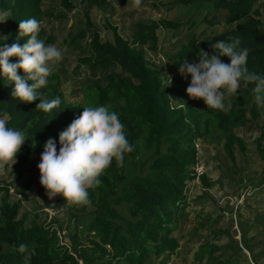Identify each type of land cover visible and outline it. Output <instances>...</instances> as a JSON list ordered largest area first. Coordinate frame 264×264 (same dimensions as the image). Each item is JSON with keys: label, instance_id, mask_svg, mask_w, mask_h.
I'll return each mask as SVG.
<instances>
[{"label": "trees", "instance_id": "1", "mask_svg": "<svg viewBox=\"0 0 264 264\" xmlns=\"http://www.w3.org/2000/svg\"><path fill=\"white\" fill-rule=\"evenodd\" d=\"M80 1L98 7L107 4V0ZM258 1L210 0L206 7L212 14L209 18L204 15L200 22L213 26L219 22L216 14L221 12L229 27L199 42L192 33L170 54L169 66L175 75L170 84L147 59L143 48L156 47L158 28L176 25L163 20L135 22L128 39L112 26H108L112 37L105 41L93 30L87 56L81 61L98 77L83 88L82 101H68L52 72L41 91L44 99H61L54 114L36 109L39 98L30 103L14 99V83L0 78V118L6 117L8 126L24 131L27 138L13 165V182L0 184V264H24L26 254L31 264H154L153 257L165 254L168 258L174 253L178 241L173 231L186 206L187 183L195 178L196 139H208L217 133L225 140V151L232 155L234 143H241L232 129L246 122L247 113L257 116L251 83L238 88L237 96H230L229 113L198 110L186 92L191 78L179 74V62L194 61L201 49L215 54L210 44L216 40L238 38L239 47L248 49L249 72L264 75V14L255 5ZM61 2L71 6V0ZM41 3L42 0H0V43L23 46L28 37L19 35V22L33 17L41 21L47 14ZM45 34L42 28L40 37L50 43L51 36ZM81 37H86L84 30L72 41ZM220 58L230 62L227 56ZM18 59L13 56L9 62ZM17 72L26 75L22 69ZM171 95L178 98V104L172 103ZM98 105L109 106L119 114L134 150L125 155L120 166L113 160L101 176L102 184L89 190L88 205H69L72 227L65 229L66 243L52 222L39 218L36 209L21 212V200L11 198L9 187L22 180L25 172L33 171L31 158L41 155L48 138L57 141L59 150V133L81 115L83 106ZM260 152L263 156L264 150ZM201 179L206 185L204 176ZM83 237L87 242L82 241ZM21 243L27 245L26 254L18 251ZM215 249L205 243L196 258L206 256L205 264H236L234 258L241 253L240 248H230L226 258H218L213 256Z\"/></svg>", "mask_w": 264, "mask_h": 264}, {"label": "rangeland", "instance_id": "2", "mask_svg": "<svg viewBox=\"0 0 264 264\" xmlns=\"http://www.w3.org/2000/svg\"><path fill=\"white\" fill-rule=\"evenodd\" d=\"M209 2L142 0L141 6L134 8L131 0H107L101 7L80 0H71L70 7L64 6L61 0H42L41 8L47 14L43 15L41 23L45 35L52 38L49 44L66 50L63 60L53 67L65 98L82 101L83 88L98 77V73L93 74L81 61L87 56L91 32L96 30L100 40H109L112 32L108 26H112L128 39L133 24L138 21L163 20L176 24L157 29L154 49L149 45L143 47L147 59L160 69L163 79L170 84L175 76L169 66L170 54L192 33L199 42L229 27L223 22L221 12L216 14L219 22L213 26L200 22L204 15L209 18L212 14L206 7ZM255 5L264 14V0ZM81 30L86 32V37L72 41ZM194 61L198 62V57ZM190 100L198 110L207 109L202 99ZM171 101L174 105L179 103L174 95ZM225 103H230V96H226ZM256 106L255 118L247 113L246 122L232 129L241 141L234 143L232 155L225 151V140L217 133L208 139H196L195 178L187 183L186 206L173 231L178 247L168 258L165 254L153 257L154 264H205L206 256L196 258L199 247L205 243L216 246L215 257L226 258L230 248H240L241 253L232 259L236 264H264V155L260 152L264 150V106L257 103ZM40 156H32L33 171L25 172L22 180L9 187V192L12 199L21 200V212L36 209L39 218L52 222L61 240L68 243L65 229L72 227V220L68 218L69 205L59 194L52 199L46 195L39 182ZM13 165H0V184L13 182ZM82 241L87 242L85 237Z\"/></svg>", "mask_w": 264, "mask_h": 264}, {"label": "clouds", "instance_id": "3", "mask_svg": "<svg viewBox=\"0 0 264 264\" xmlns=\"http://www.w3.org/2000/svg\"><path fill=\"white\" fill-rule=\"evenodd\" d=\"M131 3L139 8L142 0H131ZM41 30V21L34 17L21 20L19 35L28 37L26 43L23 46L0 43V78L14 83L11 93L14 99L30 103L39 98L36 109L54 114L61 106V99H44L41 89L47 86L54 65L63 60L66 50L46 43L40 37ZM239 45L238 38L216 40L210 44L215 54L201 49L196 54L198 62L190 63L187 59L179 62L181 76L191 78L186 88L190 98L202 99L207 109L227 114L232 105L225 103L226 96H237L238 88L251 83L255 102L264 106V75L249 72L248 49ZM13 56L19 58L18 62H9ZM223 56L230 58V62L222 61ZM18 69L26 75L18 74ZM83 107L81 115L59 133V150L55 139L50 137L45 141L37 165L39 182L48 198L59 194L68 205H88L89 190L102 184L101 176L113 160L120 166L125 155L134 150L116 111L105 105ZM26 139L24 131L8 126L7 121L0 118V165L12 167ZM18 251L26 254L27 245L19 244ZM24 264H31L30 255L24 256Z\"/></svg>", "mask_w": 264, "mask_h": 264}]
</instances>
